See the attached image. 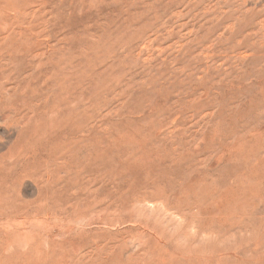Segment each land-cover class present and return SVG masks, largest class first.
Returning a JSON list of instances; mask_svg holds the SVG:
<instances>
[{
  "label": "rangeland",
  "instance_id": "374dc122",
  "mask_svg": "<svg viewBox=\"0 0 264 264\" xmlns=\"http://www.w3.org/2000/svg\"><path fill=\"white\" fill-rule=\"evenodd\" d=\"M0 264H264V0H0Z\"/></svg>",
  "mask_w": 264,
  "mask_h": 264
}]
</instances>
